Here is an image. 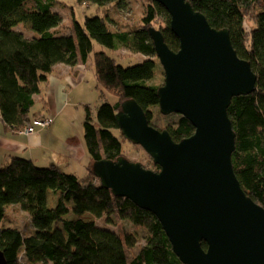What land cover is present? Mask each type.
<instances>
[{
    "label": "trees",
    "instance_id": "obj_1",
    "mask_svg": "<svg viewBox=\"0 0 264 264\" xmlns=\"http://www.w3.org/2000/svg\"><path fill=\"white\" fill-rule=\"evenodd\" d=\"M76 1L80 5L113 7L103 16H85L82 23L73 19L71 27L63 28L69 31L65 33L60 30L63 17L57 11V0H0V120L5 127L23 131L34 119L50 117L34 109V96L41 92L56 64L74 66L85 62L94 43L114 51H136L145 59L123 66L106 51H93L97 86L114 93L116 100L97 103L94 116L90 107L84 108L83 142L89 158L85 176L78 177L53 163L37 165L18 155H12L0 166V250L6 264H182L157 217L125 197L114 196L92 171L97 160L125 157V138L115 114L126 99H134L155 128L154 114L161 115L164 124L158 129H166L174 141L193 133V126L184 116L164 115L158 105L156 92L163 84L164 72L148 28L160 30L168 47L176 51L179 40L170 29V16L158 2L144 0L139 21L127 29L120 27L114 13L126 9L130 0ZM189 2L211 27L222 28L223 22L235 15H241L248 25L242 29L246 55L238 52L228 27L230 38L239 56L248 60L252 69L254 64L260 67L263 85H258L255 71L256 89L231 98L227 108L235 133L231 162L242 189L264 207L263 1ZM21 25L30 34L17 28ZM159 72L163 76L157 83L154 80ZM45 127L34 126V130ZM146 168L157 171L159 166L152 161ZM10 207L27 215V231L11 224ZM85 214L93 218L84 219ZM102 217L113 224L114 217L127 220L134 228L121 236L95 222V218ZM139 240L141 246L128 260L125 245L132 248ZM201 245L206 249L205 242Z\"/></svg>",
    "mask_w": 264,
    "mask_h": 264
},
{
    "label": "water",
    "instance_id": "obj_2",
    "mask_svg": "<svg viewBox=\"0 0 264 264\" xmlns=\"http://www.w3.org/2000/svg\"><path fill=\"white\" fill-rule=\"evenodd\" d=\"M153 1L166 9L179 40L174 51L160 30L148 28L164 72L159 110L184 116L193 133L174 141L126 99L115 114L119 130L159 169L119 156L95 161L93 174L114 196L157 217L182 264H264V207L233 170L235 133L227 114L233 96L256 89L257 74L235 50L228 27H211L189 0ZM0 264H6L1 250Z\"/></svg>",
    "mask_w": 264,
    "mask_h": 264
},
{
    "label": "crops",
    "instance_id": "obj_3",
    "mask_svg": "<svg viewBox=\"0 0 264 264\" xmlns=\"http://www.w3.org/2000/svg\"><path fill=\"white\" fill-rule=\"evenodd\" d=\"M86 67V62L74 66L56 64L41 92L34 96L35 110L53 118L50 126L26 134L9 130L0 120V166L18 155L37 165L53 163L78 177L85 176L89 158L82 138V121L84 108L90 107L92 100L90 86H82L87 78Z\"/></svg>",
    "mask_w": 264,
    "mask_h": 264
},
{
    "label": "rangeland",
    "instance_id": "obj_4",
    "mask_svg": "<svg viewBox=\"0 0 264 264\" xmlns=\"http://www.w3.org/2000/svg\"><path fill=\"white\" fill-rule=\"evenodd\" d=\"M128 6L126 9L117 11L114 13L115 18L117 19V22H119V25L121 28H130L132 25L136 24L139 21V16L142 13V5L144 0H130ZM57 4L59 9L57 8V11L61 13L63 20L62 25L60 26V30L62 29L63 32L68 33L69 31L65 28V26L71 27L73 19L77 20L78 22L82 23L85 16H93V15H99L103 16L107 12L110 13L111 7H113L112 4L105 5V6H97L95 4H78L76 0H57ZM223 24L231 29L232 32V40L234 41V44L238 50V52L241 55H246V48L244 47L243 40H242V29L246 28L248 25L246 23V20L241 15H235L230 17L229 19L225 20ZM17 28L23 30L26 34H30L27 30H25L22 25L21 27L18 26ZM102 49L106 51L110 56L114 57L117 61V63L128 66L133 65L137 62H140L141 60L145 59V56L139 52L136 51H129L125 48H120L118 50H110L107 47L100 45L98 43L93 44V51ZM93 51L86 59V70H87V78L84 79L82 82V86H85V84H88L90 86L89 92L92 93V100L90 101V110L91 115L94 116V106L100 102L108 101V102H114L116 100V96L114 93L100 89L97 86V82L94 80V74H93ZM253 69L258 74V85H263V75L260 67L257 64L253 65ZM157 70V69H156ZM161 72H159L158 76L155 78V82L159 83L162 78ZM81 86V87H82ZM100 89V90H99ZM80 90V87L78 88ZM102 94V96H100ZM39 106V105H38ZM37 106V107H38ZM35 109V108H34ZM156 109V108H155ZM43 109H41L42 111ZM154 124L157 128L163 127L164 120L161 115L158 113L154 114L153 118ZM82 138H83V129H82ZM122 147L124 151L125 158L141 162L145 167H149L152 163L151 157L143 150V148L139 145L133 144L127 139H124L122 141ZM15 207H10L9 211L13 218V222L11 224H14L18 228H20L23 231H27L29 229L28 226V217L27 215L22 212L21 210L14 209ZM84 219H92L93 217L89 214H85L83 216ZM95 222L98 225H105L116 232L119 233V235L123 236L125 230H132L134 227L132 224L124 219H120L118 217H114V224L111 222H107L105 217L102 218H95ZM142 244V240H139L136 245L132 248H128L125 245V252L127 254L128 260L131 258V256L134 255V253L139 249V247ZM48 264V263H47Z\"/></svg>",
    "mask_w": 264,
    "mask_h": 264
},
{
    "label": "built area",
    "instance_id": "obj_5",
    "mask_svg": "<svg viewBox=\"0 0 264 264\" xmlns=\"http://www.w3.org/2000/svg\"><path fill=\"white\" fill-rule=\"evenodd\" d=\"M51 121H52L51 117L42 118L40 120L34 119L32 124H29L24 128L23 132H25L26 134H31L35 131L34 126L45 127L48 126L51 123Z\"/></svg>",
    "mask_w": 264,
    "mask_h": 264
}]
</instances>
